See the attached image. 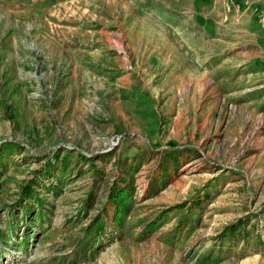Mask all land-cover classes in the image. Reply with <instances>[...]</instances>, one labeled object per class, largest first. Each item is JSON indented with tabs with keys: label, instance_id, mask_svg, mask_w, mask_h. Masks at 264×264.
Listing matches in <instances>:
<instances>
[{
	"label": "rangeland",
	"instance_id": "obj_1",
	"mask_svg": "<svg viewBox=\"0 0 264 264\" xmlns=\"http://www.w3.org/2000/svg\"><path fill=\"white\" fill-rule=\"evenodd\" d=\"M0 264H264V0H0Z\"/></svg>",
	"mask_w": 264,
	"mask_h": 264
}]
</instances>
